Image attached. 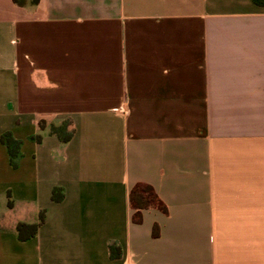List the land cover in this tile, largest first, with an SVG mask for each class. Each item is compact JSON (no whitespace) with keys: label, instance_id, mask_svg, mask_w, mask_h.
Returning <instances> with one entry per match:
<instances>
[{"label":"crops","instance_id":"crops-1","mask_svg":"<svg viewBox=\"0 0 264 264\" xmlns=\"http://www.w3.org/2000/svg\"><path fill=\"white\" fill-rule=\"evenodd\" d=\"M0 264H264V0H0Z\"/></svg>","mask_w":264,"mask_h":264},{"label":"trees","instance_id":"trees-1","mask_svg":"<svg viewBox=\"0 0 264 264\" xmlns=\"http://www.w3.org/2000/svg\"><path fill=\"white\" fill-rule=\"evenodd\" d=\"M18 4H22L23 0H14ZM37 1V0H34ZM130 201L135 213L133 219L135 222H140L142 217V210L147 207H159L164 210V207L159 202V199L153 192L149 185L138 184L135 185L130 192Z\"/></svg>","mask_w":264,"mask_h":264}]
</instances>
